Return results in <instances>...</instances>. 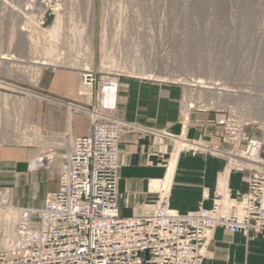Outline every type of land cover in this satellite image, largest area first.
<instances>
[{
	"label": "rangeland",
	"instance_id": "obj_1",
	"mask_svg": "<svg viewBox=\"0 0 264 264\" xmlns=\"http://www.w3.org/2000/svg\"><path fill=\"white\" fill-rule=\"evenodd\" d=\"M29 1L34 4L32 0H0V14L6 12L8 15L12 9L14 14L10 22H15L16 28H24L29 37L32 35L29 44L33 51L29 56L58 57L61 61L71 57L81 59L88 52L87 38L91 33L90 65L59 63L48 66L38 83H34L25 70L18 69L26 65L19 63L21 56L22 60H30L27 45L16 49L15 43L20 38L15 36L8 48L9 30L6 23H0V53L3 54L0 55V94L26 105L20 108L13 103L0 107L2 129L5 130L1 129L0 134L9 137L3 142L29 146L36 138L43 149L49 146L46 138L35 133L34 125L29 122V108L44 99L39 90L43 77L61 69L97 70L99 75H113L117 84L123 77H140V74L125 72L130 68L132 72L150 74V79L141 78L145 81H153L152 75L155 74L175 76L173 78L177 81L163 82L176 84L182 90L181 122L184 117L189 119L192 111L208 109L200 104L204 100L212 102L210 109L214 110L225 104L218 92L203 93L199 88L190 92L183 84L184 79L199 78L211 83L206 85L213 88L223 84L241 92L238 99H228L229 106L239 103L241 112L248 119L264 122V0H92V16L87 12V0H44L47 8L43 13L30 10L29 15H20L19 10L24 9L26 6L23 5ZM26 12L22 11V14ZM57 15L63 16V20L60 36L55 40L47 33L56 31ZM67 30L77 32V39H63ZM10 56H14L15 61H10ZM90 100L93 104V99ZM188 103L193 104V108H188ZM81 111L88 114L91 108ZM254 130L258 134L259 131ZM13 137L15 139L11 140ZM45 149L43 152L47 151ZM56 160L60 163L59 158ZM52 164L42 170L48 174L53 170ZM52 190L12 189L0 184V191L10 195V204L14 207L36 208ZM153 191L160 192L161 198L168 201L169 187L162 188L159 184L153 187Z\"/></svg>",
	"mask_w": 264,
	"mask_h": 264
},
{
	"label": "built area",
	"instance_id": "obj_2",
	"mask_svg": "<svg viewBox=\"0 0 264 264\" xmlns=\"http://www.w3.org/2000/svg\"><path fill=\"white\" fill-rule=\"evenodd\" d=\"M78 74L79 94L93 99L90 132L73 139L70 150L60 149L63 154L48 149L41 156L43 168L60 160L57 189L38 208H18L5 243L0 231V264H201L216 228L264 234V126L248 119L239 103L227 104L240 90L230 88L225 95L217 85L199 88L225 100L218 110L208 100L200 104L216 113L225 146L211 152L228 158L230 169L248 173L246 192L236 199L219 191L210 209L186 214L172 210L156 192L151 213L124 217L117 203L119 143L123 134L142 128L115 115L113 75L91 69ZM191 146L185 149L195 152Z\"/></svg>",
	"mask_w": 264,
	"mask_h": 264
},
{
	"label": "crops",
	"instance_id": "obj_3",
	"mask_svg": "<svg viewBox=\"0 0 264 264\" xmlns=\"http://www.w3.org/2000/svg\"><path fill=\"white\" fill-rule=\"evenodd\" d=\"M41 83L39 90L44 99L29 108V122L34 125L35 133L43 135L49 143L44 149H55L61 154V145L66 146L90 132L89 114L81 109H90L92 100L79 94L78 71H53L49 77L44 76ZM181 95V88L173 83L137 77L119 80L115 115L142 128L123 134L119 143L117 190L120 197L117 203L124 217L154 210L157 194L153 184L165 180L179 143L195 144L189 146L197 150L182 148L176 155L167 201L172 210L186 214L200 207L210 209L221 189L236 199L247 190L248 173L230 169L228 158L211 152L225 148L220 141V129L214 124L216 114L195 110L189 119L184 117L181 122ZM44 149L36 138L29 146H2L0 184L12 189L55 191L58 160L48 174L43 167L30 168V162L38 160L35 157L42 156ZM201 264H264V234L230 233L216 228Z\"/></svg>",
	"mask_w": 264,
	"mask_h": 264
},
{
	"label": "bare ground",
	"instance_id": "obj_4",
	"mask_svg": "<svg viewBox=\"0 0 264 264\" xmlns=\"http://www.w3.org/2000/svg\"><path fill=\"white\" fill-rule=\"evenodd\" d=\"M32 2L34 3L33 5H31L30 3V1L28 2V3H25L23 6H26L24 9H21V10H19V11H21V14L20 15H29L30 13H29V11L31 10H35L37 13H43V11L47 8V4L45 3V1L44 0H32ZM9 8V7H8ZM4 9H6V8H4ZM3 9V10H4ZM7 10V9H6ZM1 11H2V9H1ZM10 11V14H8V15H5V13H2V14H0V23H1V25H2V23L4 24V23H6V25H7V28H8V40H7V45H8V48H10V46L12 45V43H13V37H15V36H18L20 39H19V41H17L16 43H15V48L16 49H19L20 50V48L22 49L25 45H27V49H29V51L30 52H28V56L27 57H29V59L30 60H22L23 58H21L20 57V59H21V61H19V63L20 62H23V63H25L26 65H21V67L19 66V68L18 69H20V70H25V72L26 73H28L29 74V76H30V78L32 79V81L34 82V83H38V81H39V78H40V76H41V74H42V72H43V70L46 68V67H48V66H57V64H59V63H61V64H67V63H70L71 65H77V64H79V63H81L82 65H86V66H88V64L90 65V59H91V52H90V47H91V33H89V36H88V40H87V43H88V46H89V48H88V52H87V54L85 55V57H82L81 59L80 58H77V57H71V58H67V59H63V61H61L60 60V58H58V57H55V58H52V57H50V58H37V57H31V56H29L30 54L29 53H31V51H33V49H32V46H31V44H29V42H31V41H29V38H31V36L29 37L27 34H25L24 33V31H26L24 28H18L19 26H17V28L15 27V22L13 23V22H10V18H12L11 16H12V14H14V11L12 10V9H10L9 10ZM18 11V12H19ZM22 11H27L26 13H23L22 14ZM55 11H59V9H56ZM8 12V11H7ZM13 12V13H12ZM17 12V13H18ZM87 12L89 13V16H92V0H87ZM15 15H19V14H15ZM41 16V15H40ZM14 17V16H13ZM21 17V16H20ZM7 18V19H6ZM22 18V17H21ZM68 18H71V17H68ZM9 19V21L8 22H6V20H8ZM15 19V18H14ZM27 19V18H26ZM25 19V20H26ZM29 20V19H28ZM62 20H63V16H60V15H57V21H56V26H55V32L53 33V34H51L50 32L49 33H47L48 34V37H50V38H52V39H55V40H57L58 39V36H60V34H59V30H60V27H61V25H62ZM27 21V20H26ZM25 21V22H26ZM35 23H37V21L35 22ZM72 24V23H71ZM16 25H18V24H16ZM38 26V25H37ZM6 28V27H5ZM34 28V27H33ZM91 29V28H90ZM34 31H35V29H34ZM36 32V31H35ZM34 32V34L33 35H35L36 33ZM90 32H91V30H90ZM5 33V32H4ZM37 33H39V31L37 32ZM41 33V32H40ZM26 35L28 36V37H26ZM39 35V34H38ZM43 35H44V33H43ZM76 35H77V32H75V31H72V30H67V32H66V35H64V37H63V39H66V40H75V39H77V37H76ZM25 37H26V39H25ZM33 38V37H32ZM23 39V40H22ZM79 39V38H78ZM24 45V46H23ZM24 50V49H23ZM24 52V51H23ZM22 52V53H23ZM36 52V51H35ZM35 52H34V54H35ZM26 53H27V51H26ZM0 55H3V54H1L0 53ZM8 54H6V55H4V56H7ZM33 55V54H32ZM62 55V54H61ZM4 56H2V57H4ZM1 57V58H2ZM15 59H17V58H15ZM9 60H14V56H10V59ZM19 60V59H18ZM66 60H68V61H66ZM15 61V60H14ZM16 63H18V62H16ZM18 63V64H19ZM13 66H15L16 68H17V65H15V64H12ZM133 70H131V68L130 69H128V70H126L125 72H127V73H134V74H140V77H138V78H144V79H150L149 78V76H150V74H147V73H139V72H132ZM167 74V73H166ZM130 75H132V74H130ZM136 76H138V75H136ZM153 76V78H154V80H161V81H167V80H170V81H172V82H175V78H173V77H175V76H165V75H152ZM177 77V76H176ZM178 79V78H177ZM189 79V78H188ZM177 81V80H176ZM185 81V82H184ZM184 86H186L187 87V89L191 92V91H193V88H200V87H206L207 85L206 84H211V83H206V82H203L202 81V79H199V78H195V79H191L190 78V81L189 80H185L184 79ZM180 82V81H179ZM219 85V84H218ZM0 87H1V85H0ZM213 88V87H211V86H207V88ZM217 88H218V90H220V91H222L225 95H229V94H227L226 92H230V91H233V90H231L230 88H228L226 85H219V86H217ZM29 95L31 96L32 94H30L29 93ZM86 99V98H85ZM13 103H17L15 100H10L9 99V97H7V96H5V95H1L0 94V107H4L5 105H7V104H13ZM18 104V103H17ZM14 105V104H13ZM12 105V106H13ZM19 106H21L20 108H22V106H24L25 105V103L24 102H22V103H19L18 104ZM26 106V105H25ZM187 106H188V108H190V107H192V105H191V103H188L187 104ZM26 108V107H25ZM24 108V109H25ZM24 109H22V110H24ZM21 110V111H22ZM0 111H1V109H0ZM3 111V110H2ZM25 111V110H24ZM23 112V111H22ZM2 115V113L0 112V132L3 130L2 129V117L3 116H1ZM25 115V114H24ZM24 121V120H23ZM257 123H260V126H264V122H257ZM23 124H25V123H23ZM4 126V125H3ZM2 129V130H1ZM3 131H5V130H3ZM2 131V132H3ZM2 134V135H1ZM0 134V148L2 147V146H4V145H9V143H6V142H3V140L4 139H8L9 137H7L6 135H3V133H1ZM15 139V137H13V139H11V140H14ZM73 141V140H72ZM185 143V142H184ZM36 145V144H35ZM66 145V144H65ZM62 147H60V148H65V149H67V150H70L71 149V146H72V142H71V144H67L66 146H63V145H61ZM190 147L189 146V144H187V143H185V144H182V143H179L178 144V146H177V153H178V151L179 150H181L182 148H184V147ZM177 153H176V155H177ZM176 155H175V158L173 159V161H172V163H171V165H170V167H169V169H168V172H167V175H166V178H165V180L163 181V182H159V183H154L153 184V186L155 187V186H157V185H159L160 184V186L162 187V188H165V187H169V185H170V180H171V177H172V173H173V170H174V165H175V161H176ZM39 164V165H38ZM45 165H46V161H45V159H41V157L38 159V160H33V161H31L30 162V168L31 169H36V167H38V166H40V167H45ZM159 191V190H158ZM221 191H222V189H221ZM223 192H225L224 190H223ZM0 202L2 203V205H0V231H4V243L6 242V240L11 236V233H12V230H13V226H14V224H15V222H16V220H17V216H18V208L19 207H14V206H12L11 204H10V195H8V194H6V193H4V192H2L1 191V193H0Z\"/></svg>",
	"mask_w": 264,
	"mask_h": 264
}]
</instances>
